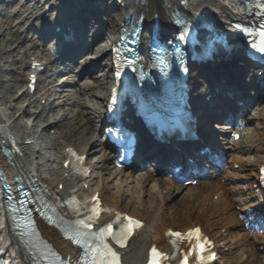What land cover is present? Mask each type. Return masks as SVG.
I'll list each match as a JSON object with an SVG mask.
<instances>
[{"label":"bare ground","instance_id":"6f19581e","mask_svg":"<svg viewBox=\"0 0 264 264\" xmlns=\"http://www.w3.org/2000/svg\"><path fill=\"white\" fill-rule=\"evenodd\" d=\"M122 1L123 5L115 4V0H17L8 11H0V90L2 91L0 145L8 148L7 140L11 139L18 149V153L10 159V164L0 154V169L10 184L18 175H29L44 196L55 202L59 210L64 206L63 200L69 196L86 202L96 197L104 210L99 223H106L113 216L119 215L142 222V229L129 240L126 249L120 252L122 264H143L146 253L151 247H156L162 252L167 251L170 232H182L193 227H198L199 231L212 242L213 251L218 258L217 264H259L262 258L264 260V249L260 253L257 244L264 246V241L260 243L257 237L244 230L242 222L239 221L242 215L235 211L228 190L225 188V178L220 179L210 174L206 176L207 181H195L194 187L174 182L178 177H195L196 170H184V173L177 176L174 175L173 170L179 167L183 170L185 166L181 162L195 157V152L202 147L189 144L180 147V151H175L173 148H159L148 140L143 141L139 143L138 158L161 154V158L158 159L154 155L153 159L158 160L157 164H153L148 174H142L140 171L135 173L129 170L120 171L114 167L113 159L106 155L104 144L97 137V122H94L102 120V108L107 103L109 90L112 87L110 65L107 63L110 50L106 44L110 41V37L106 34L107 29L110 35L115 34L120 23H124L122 21L124 18L127 17L128 20L129 17L138 15H142L145 23L149 25L152 16L156 15L160 20V30H164L168 28L170 11H173L174 7L177 12L188 16L202 13L209 19H221L224 22L238 19L240 12L234 8L229 11L219 5L220 16L214 15L215 13L208 9L211 0ZM181 2L186 6V11L180 5ZM47 4L54 7L62 6L61 10H63L58 18L60 20H55L52 10L50 15L52 18L48 21L49 25L52 24L50 27L72 29L74 34V40L64 44L57 54V62L63 58L70 61L76 54L82 55L84 50L88 51L87 54H83L73 70L69 68V63L64 61L67 63L57 69L62 75L57 77L55 83L49 80L55 76V72L52 75L46 74L52 65L49 52L54 46L52 43L47 46L42 45L46 35H49L47 27H50L47 26L43 31L30 34L34 29L33 26L38 28L35 22L47 23L42 18L41 20L37 18ZM48 19L49 17L46 18ZM225 28L229 30L228 26ZM80 30L83 37H80ZM164 32L161 31V35H164ZM13 53L16 55L15 58L12 57ZM235 56L238 55L232 52L229 60L221 59L219 63H209L191 70L190 84L194 94L191 98L193 103H197L198 109L209 107L201 99L203 94L200 96V92L211 89L217 83L219 93L212 101L215 104L212 115H203L199 126L202 144L205 145L203 147L209 148L213 154H216L213 150L214 145L209 143V139L206 140L209 131H225L229 128L211 126V121L208 120L214 122L229 120L230 116L236 114L239 109V106L236 110L237 106L233 105L234 101L238 100L221 98V93L246 92L249 102L252 99L257 101L264 99V91L251 88L250 84L254 81L251 73L246 70V66L238 57L234 59ZM33 63L44 67L45 72L36 76V92L31 95L28 92L27 76L29 66ZM17 64L18 67L12 68ZM21 70L25 73L24 80L19 79L15 83L24 82V89L10 85V80L3 77L11 74L21 75ZM88 78H91L92 83L79 81ZM42 82L44 85L40 88L38 84ZM8 94L11 95L8 97ZM84 96H89L96 102H87L88 105L85 107L90 110V114H87L90 117L82 121L79 116L84 115L80 111V108L84 107L82 102ZM257 115L255 121L259 128L254 142L249 146L233 145L231 151L234 155L228 153L226 155L230 163L229 177H238L249 182L250 188L248 187V191L245 190L246 198L241 199V194L238 196L242 212L248 209L264 212V207L260 208L258 203L250 201L254 198L259 202L261 200V191L259 187H255L258 185L255 179H258L257 172L264 161L262 148L264 106ZM132 126L134 129L139 128L136 122ZM211 138L213 139L212 135ZM225 140L221 141L225 142ZM72 153L85 158V166L88 170L86 177L70 174L67 168L70 159L67 155ZM252 153H255L252 161H243L240 158L250 157ZM171 158L175 162L170 161ZM206 159L211 161L206 164L209 167L213 159L211 156H207ZM158 162L161 164L159 165ZM150 164L151 160L148 166ZM234 165L238 166L236 171L232 167ZM170 167L172 169H169ZM245 172L248 174H242ZM159 176L167 178L160 180ZM153 177L156 179L151 180ZM130 178L135 183L134 190H130L131 186L128 183ZM231 178L229 181H232ZM240 189L241 192L244 191L243 188ZM174 195H180L175 203L171 202ZM147 199L149 202H146ZM2 217L3 213L0 209V250L6 260L20 264L16 260H21V257L13 256V245L7 246V239L1 230ZM41 231L44 240L51 244L62 259L65 257L72 259L77 255L78 252L63 241L53 229L42 226Z\"/></svg>","mask_w":264,"mask_h":264},{"label":"rangeland","instance_id":"374dc122","mask_svg":"<svg viewBox=\"0 0 264 264\" xmlns=\"http://www.w3.org/2000/svg\"><path fill=\"white\" fill-rule=\"evenodd\" d=\"M212 1V3L213 4H220V5H223V6H225V7H227V9L229 8V9H231L230 8V4L228 3V1L227 0H211ZM212 7H208V9L209 10H211V11H215L216 9H211ZM216 12H217V10H216ZM106 34L109 36L110 35V32L108 31V29H107V31H106ZM15 53H13L12 54V57H14L15 58ZM81 56L82 55H80L79 57H77V59L74 61V63H76V62H78L79 63V59L81 58ZM24 62H27V60H24ZM27 64V63H26ZM79 65V64H78ZM16 67H18V64L17 65H15V66H13L12 68H16ZM72 69L75 67V64H73L72 66ZM20 70H17V72H19ZM21 75H14V74H11V75H3V77L4 78H8L9 80H10V85H13V86H18L20 89H24V82H22V84H16L15 82L17 81V80H19V79H23L24 80V77H25V73H24V71L23 70H21ZM50 80V79H49ZM83 80H85V81H87V82H89V83H92V80H91V78L89 79H80L79 81L80 82H82ZM40 85V88L44 85L43 84V82L42 83H40L39 84ZM67 89H70V88H67ZM2 91L0 90V93H1ZM42 93V91L40 92V94ZM39 94V95H40ZM7 95V94H6ZM11 94H8V97L10 96ZM39 95H37V96H39ZM24 98H26V97H24ZM82 102H84V107H81L80 108V111H82V113L84 114V115H82V116H79V118L82 120V121H85V120H87V118H89L90 116L89 115H87V114H90V110L87 108V107H85V105H88L87 104V102H89V101H93V102H96V100L95 99H90L89 98V96H84V97H82ZM41 104H43V101H41ZM264 104V102L263 101H261V102H257V103H255L253 106H252V108H250V109H248V111H247V113H246V116H245V119L246 118H252V121H250V123H248V125H246L245 127H243L241 130L243 131L242 132V136H241V140H240V143H239V146H249V145H251L252 144V142H254V140H255V135H256V132L258 131L257 129L259 128V126H258V124H257V121H255L256 120V118L258 117V115L257 114H260V112H261V109H262V107L264 106L263 105ZM69 109H71V108H69ZM94 122H97V120H95ZM243 122L246 124V120H243ZM94 125H96L95 123H94ZM97 126V125H96ZM49 133V132H48ZM50 134V133H49ZM52 134V133H51ZM230 154H233V152H231ZM254 156H255V153H252L251 155H250V157H242V160H244V161H248V160H253L254 159ZM228 159H226V161H227ZM226 167H228V164H226L223 168H222V173H220L218 176H216V177H220V179L221 178H225V188L228 190V193H229V197H230V199H231V201H232V204L234 205V209L237 211L238 210V212H239V210H240V206H239V204L236 202V198H237V196H238V194L240 193V194H242V196H244V194L245 193H241V190H239V188H243L244 190H246V186L247 187H249L248 186V183L247 182H244V181H241V180H239L237 177H235L233 180V182H231V181H229V174H228V170H227V168ZM149 169L150 168H147V169H142L141 171H140V173H142V174H148V171H149ZM213 169L212 170H210V169H207L206 170V173L208 172L209 174H215V175H217L216 173H213ZM244 174H248L247 172L246 173H244ZM159 178H160V180H162V179H164V180H166V178H164L163 176L161 177V176H159ZM154 179H156V177H153V179H151V180H154ZM198 180H200V181H207V177L205 176V175H201V176H199L198 178H197ZM128 183H129V185L131 186V188H130V190H134V184L135 183H133V181H132V179L130 178V180H128ZM129 186V187H130ZM147 186V185H146ZM145 186V187H146ZM188 187H194V184L193 185H191V186H188ZM127 191V190H126ZM128 192V191H127ZM245 192V191H244ZM178 198H180V195H174V196H172V199H171V202H176V199L178 200ZM146 202H149L148 201V199L146 200ZM241 212V211H240ZM255 236L257 237V239H258V241L260 242V243H262L263 241H264V230L263 231H260L259 233H255ZM257 247L260 249L259 250V252L261 253L262 251H263V249H264V246L263 245H261V244H257ZM259 264H264V261L262 260V261H260L259 262Z\"/></svg>","mask_w":264,"mask_h":264},{"label":"snow or ice","instance_id":"6c2138e0","mask_svg":"<svg viewBox=\"0 0 264 264\" xmlns=\"http://www.w3.org/2000/svg\"><path fill=\"white\" fill-rule=\"evenodd\" d=\"M247 35L254 36L255 38L249 41V47L253 50L254 53L259 54L262 58H264V25H261V27L255 31V32H249ZM95 211V209H93ZM125 220H127V223L123 225V231L125 235L130 234L133 228L140 227L139 222L132 221L131 219L125 217ZM84 227H90V225H84ZM104 232L108 236H112V225L109 224ZM170 236L176 237L178 240L187 239L190 241H195V247L192 248V251H197V249L203 250L201 248V238L199 237V229H194L187 234H181V233H169ZM119 242V241H118ZM175 243V241H173ZM206 243V242H204ZM113 256V260L115 261V254H111ZM166 257H163L160 253H157L155 248L152 249V258L149 261V264H160L161 259H165ZM187 259V258H185ZM200 264H205L202 258H200Z\"/></svg>","mask_w":264,"mask_h":264}]
</instances>
